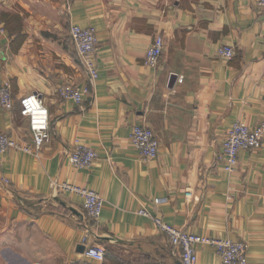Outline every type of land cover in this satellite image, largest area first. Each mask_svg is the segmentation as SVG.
I'll use <instances>...</instances> for the list:
<instances>
[{
	"label": "crops",
	"instance_id": "1",
	"mask_svg": "<svg viewBox=\"0 0 264 264\" xmlns=\"http://www.w3.org/2000/svg\"><path fill=\"white\" fill-rule=\"evenodd\" d=\"M0 23V86L9 83L14 98L11 109L0 104V132L33 147L20 100L38 94L51 134L38 153L0 155V264H182L153 217L243 241L249 264H264V145L241 149L234 171L223 158L235 122L264 123L257 0H0ZM73 25L96 30V81L72 42ZM157 34L165 46L151 66L146 52ZM224 45L233 59L219 56ZM76 85L89 88L80 105L60 94ZM137 124L156 133L157 158L134 147ZM77 145L96 151L91 167L70 162ZM65 182L100 194L98 219L80 196L53 189ZM95 243L105 248L103 263L84 254ZM197 252L198 264H221L212 245Z\"/></svg>",
	"mask_w": 264,
	"mask_h": 264
},
{
	"label": "built area",
	"instance_id": "2",
	"mask_svg": "<svg viewBox=\"0 0 264 264\" xmlns=\"http://www.w3.org/2000/svg\"><path fill=\"white\" fill-rule=\"evenodd\" d=\"M257 4L264 7V0H257ZM6 34V28L0 23V37ZM70 36L76 51L82 59L90 81H96L99 76L97 65V34L93 27L71 26ZM165 46L164 36L157 34L152 45L146 52V64L154 66L159 63ZM219 56L225 60H231L235 56V50L230 45L221 46L218 50ZM182 82V78H180ZM89 93L88 86H70L60 90L64 99L72 100L80 105L84 95ZM0 104L6 109L14 105L11 85L5 83L0 86ZM21 114L28 118L30 129L33 134L34 146L23 147L10 138L7 133L0 132V155L10 148H21L28 153H38L46 143L50 141L49 111L38 94H30L20 100ZM132 141L134 147L144 159H155L159 155L160 140L152 128L145 124L134 126ZM264 145V123L250 127L242 121L235 122L229 129L223 144L224 168L234 171L238 164V155L241 149H258ZM97 153L88 145H77L70 153L69 160L77 168H89L94 163ZM3 184H10L9 179L3 178ZM55 191L69 192L82 198L83 206L87 214L98 219L105 205V200L95 190L75 185L72 183H54ZM187 195H192L190 191ZM159 202V200H157ZM144 216H151L147 210H140ZM157 228L164 232L170 242L180 251L182 264H198L197 246L199 244L212 245L216 248L221 264H249L247 255V243L233 241L231 239H219L205 237L194 233L176 229L174 226L164 222L159 217H153ZM85 256L93 261L103 263L106 259L105 248L98 244L86 247Z\"/></svg>",
	"mask_w": 264,
	"mask_h": 264
}]
</instances>
